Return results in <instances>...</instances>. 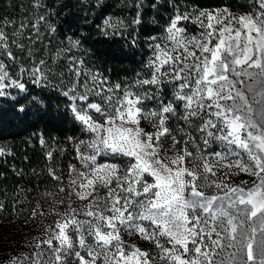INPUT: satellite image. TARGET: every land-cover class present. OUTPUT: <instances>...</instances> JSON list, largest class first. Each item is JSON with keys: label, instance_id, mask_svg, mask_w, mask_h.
I'll use <instances>...</instances> for the list:
<instances>
[{"label": "snow or ice", "instance_id": "6c2138e0", "mask_svg": "<svg viewBox=\"0 0 264 264\" xmlns=\"http://www.w3.org/2000/svg\"><path fill=\"white\" fill-rule=\"evenodd\" d=\"M158 4L154 0L151 7L157 9ZM170 6L173 12L162 33L147 37L152 56L145 67L150 74L141 77L137 73L135 80L123 85L110 84L107 77L81 67L84 61L71 55L63 57L68 61L66 70L59 55L51 58V66L44 59L20 63L13 48L24 52V30L31 27L41 35L40 22L47 24V18L39 15L36 23L21 21L18 30L15 21L4 20L0 98L11 96L17 110L27 115L9 90L25 94L22 99L39 106L42 101L31 96L27 82L50 89L68 101L66 111L81 126L83 136L67 138L80 165L68 164L67 186L63 167L56 160L66 148L50 146L42 132L37 136L46 149L48 178L56 182L57 194L67 192L69 197V211L56 213L62 217L55 225L58 231L50 228L42 241L50 248L49 257L55 253V260L47 264H100L101 258L103 264H217L213 257L227 248L234 249L227 264H242L245 250L243 264H264V108L257 123L245 95V91L258 95V103L264 105V0H254L255 11L240 15L226 8L182 10L176 0H170ZM34 7L44 5L35 0ZM126 7L135 9L130 23L108 18L100 30L106 37L131 31L135 45L137 29L144 23L145 0H126ZM158 22V18L151 21L153 25ZM188 23L201 29L198 35H189ZM8 26L13 28L11 35ZM50 30L56 28L50 26ZM68 41L64 52L80 47L79 40L69 37ZM28 55H34L31 49ZM166 87L172 90L170 97L165 95ZM93 97H100L101 102ZM173 119L199 131L205 147L219 140L227 152L214 153L219 159L212 161L196 145L198 156L189 149V144H195L193 133H185L188 138L181 141L169 126ZM143 122L152 131H146ZM242 153L249 162L228 159ZM11 155L10 149L0 146V157ZM98 157L112 159L99 163ZM118 158H127L126 167L116 162ZM221 166L250 173L259 183L245 187L222 180L210 182ZM213 186L223 194L207 195L205 190ZM72 195L88 201L83 211L72 207ZM36 214L33 210L32 215ZM80 215L89 219H78ZM125 233L152 243L158 251L154 255L126 245ZM44 256L39 251L36 260L29 254L13 257L8 264H45ZM218 264H225L223 257Z\"/></svg>", "mask_w": 264, "mask_h": 264}, {"label": "trees", "instance_id": "16d2710c", "mask_svg": "<svg viewBox=\"0 0 264 264\" xmlns=\"http://www.w3.org/2000/svg\"><path fill=\"white\" fill-rule=\"evenodd\" d=\"M153 2L154 0H145L144 23L137 29L139 35L135 45L131 43L135 35L131 31L123 36L106 37L100 30L103 21L108 18L113 21L126 19L130 23L135 9L126 7V0H103L102 3H98V0H41L44 7L40 9L34 7L35 0H0V29L4 28L5 19L15 21L18 30L21 21L36 23V17L44 15L47 24L40 22L41 35L37 36L31 27L24 30L22 42L26 47L18 56L20 63L28 65L33 59L38 62L46 54V60L51 66V58L59 55L60 64L66 70L68 61L63 57L71 55L77 60L82 59L84 68L97 71L112 84L119 82L123 85L125 79L136 78V74L144 70L145 59L149 54L147 37L162 33L172 15L170 0H159L157 9L151 7ZM176 2L182 8L225 6L237 12L255 10L254 0ZM157 18L158 24L153 25L151 21ZM50 26L56 28V31L51 32ZM6 31L11 35L13 28L8 26ZM69 37L81 43L79 48L66 53L63 49L69 46ZM29 49L38 58L29 57ZM13 51L19 52L15 48ZM27 87L31 96L42 101L39 106L34 105L30 99H22L25 94L16 92L14 96L19 104L25 106L27 115L17 110L18 104L12 97L0 98V146L13 153L11 156L0 157V199L3 205L9 201L8 197L22 192L38 197L58 190L54 187L56 182L47 176L48 162L44 155L46 149L39 144V133H43L52 147L66 149L70 147L67 141L69 136L78 138L82 135L81 126L73 120L71 112L66 111L68 101L65 98L31 82H27ZM181 123L186 131H196L190 125ZM169 126L174 128L175 124L170 123ZM33 170L36 174H33ZM17 172L22 174L17 175ZM12 205L13 201H10L8 208Z\"/></svg>", "mask_w": 264, "mask_h": 264}, {"label": "rangeland", "instance_id": "374dc122", "mask_svg": "<svg viewBox=\"0 0 264 264\" xmlns=\"http://www.w3.org/2000/svg\"><path fill=\"white\" fill-rule=\"evenodd\" d=\"M189 10L193 9V7H186ZM228 9L231 13L240 15L245 14L250 11H243V12H237L235 10H232L230 8H227L225 6H214V8H201L200 10L205 11H213V10H223ZM184 8H182L183 10ZM197 9V8H195ZM255 11V10H253ZM187 29L189 35H198L201 29L197 27L194 24L188 23ZM161 34V33H160ZM159 35V34H158ZM148 53L147 58L145 59V65L149 58L152 56V51L148 47ZM16 56L18 57L20 55L19 52H15ZM43 56V55H42ZM41 57V55H39ZM19 58V57H18ZM32 58H38L37 56H32ZM47 56L41 57L40 59L46 60ZM37 62V61H36ZM144 65V70L140 73L141 77L149 75V69H147ZM83 67V66H81ZM84 68V67H83ZM14 71V70H13ZM92 71V70H91ZM93 73H96L97 71H92ZM136 78H133L131 80L125 79L123 81V84L130 83ZM84 77H81V83H83ZM110 83V82H109ZM112 84V83H110ZM114 85V84H113ZM243 88V85H241ZM82 90V89H81ZM257 90L259 91V86L257 87ZM12 93V96L17 92V90L10 89L9 90ZM172 90L170 87H166L165 89V95L171 96ZM245 95L248 96L249 104L253 108L255 115H253V119L257 121V123H260V111L262 108H264V105L258 103L260 100V97L258 95H254L253 93H249L245 91ZM11 97V96H10ZM93 99L96 102H101L100 97H93ZM1 102V100H0ZM229 103H231L229 101ZM151 107V105H149ZM214 119V117H213ZM183 121H177L176 119H173L170 123L175 124V127L171 129L173 130V133L183 141L184 139H187L188 137L185 135V133H189L185 130V127H183V124L181 123ZM197 126H199L200 121L196 120L194 121ZM187 126V125H186ZM142 127L145 128L146 131H152L151 126L147 122L142 123ZM183 128V131H178V129ZM193 133L195 137V144H189V149L196 153L198 156L200 155L199 152H197L196 145H199L200 150L204 153L205 156L209 157L212 161H215L219 159L214 155L216 152H227V148L224 144V142L219 140H211L210 144L205 147L203 143V139L201 138V134L199 131L191 132ZM246 135V132H245ZM78 138H83V136H79ZM172 143L171 138L168 139L167 145L170 146ZM49 144V143H48ZM50 145V144H49ZM51 146V145H50ZM183 144L180 145L182 147ZM235 146H233L234 148ZM240 151V150H236ZM171 154V153H170ZM99 163H104L105 160H111V157H98ZM230 161L233 163L236 160H242L243 162H249V158L246 153H242L240 156L236 155H230L228 157ZM57 162L63 167L65 179L64 183L65 186H67L68 181V164L73 163L76 164L77 167H80L79 161L75 159V153L73 151V146L70 144V147L66 149V152L64 153L63 157L57 156L56 157ZM117 163H120L122 167H126L127 164V158L117 159ZM226 173H228L226 175ZM223 181L224 183L231 185V186H245V187H251L254 183L258 184L259 179L250 174V173H243L237 168H227L224 166H221L219 170L217 171V174L215 176L210 177L211 181ZM68 191H71L68 189ZM206 194L216 195L223 193H217V190L215 186L208 188L205 190ZM53 196H46L45 193L42 195L31 196L28 195L27 192H22L21 194H15L11 197H8L7 202L3 205V210H0V264H8L9 260L13 257H27L29 254H31L32 259L36 260V253L39 251H43L45 253L44 259L45 264H47V261L49 259L55 260V253L53 252L51 256L49 257L47 254L50 252V248L47 244H43L42 241L46 240L48 238V231L51 228L52 230L58 231L55 228L56 222L58 220L62 221L61 216H57L56 213H64L66 211H69L67 205H68V194H57L58 190L52 192ZM103 194V192H102ZM1 198V197H0ZM63 199L65 201L64 204H59L58 201ZM10 201H13V205L8 208L10 205ZM72 201V207L79 209L83 211V206L88 203V201H79L75 195L71 196ZM0 204H2V200L0 199ZM37 204L40 205V207H37ZM33 210L36 211V215L33 216ZM78 219H89L83 215L78 216ZM71 235L75 236L74 233H70ZM123 240L126 245L131 246L135 245L139 247L142 250L145 251H151L154 255L158 251L154 245L148 241H144L140 239L138 236H129L127 233L123 235ZM215 239V235L212 237ZM226 243V241H225ZM54 244L58 246V241H54ZM36 245H40V248H37ZM129 251L131 248L128 249ZM234 249L227 248L219 255H215L213 258L218 262L220 261L221 257L225 260V264L228 262V255L229 253L233 252ZM259 251V248L257 246V252ZM242 258V264L243 260H246V250L245 252L241 253ZM100 264H103V258H101ZM157 264H160L159 261H157Z\"/></svg>", "mask_w": 264, "mask_h": 264}]
</instances>
